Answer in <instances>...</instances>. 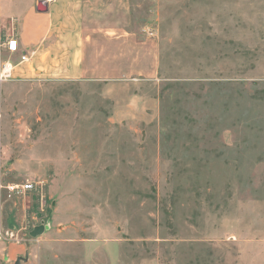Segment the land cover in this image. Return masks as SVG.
Returning a JSON list of instances; mask_svg holds the SVG:
<instances>
[{
	"label": "rangeland",
	"instance_id": "obj_1",
	"mask_svg": "<svg viewBox=\"0 0 264 264\" xmlns=\"http://www.w3.org/2000/svg\"><path fill=\"white\" fill-rule=\"evenodd\" d=\"M83 1L85 80L0 82V264H264V0Z\"/></svg>",
	"mask_w": 264,
	"mask_h": 264
},
{
	"label": "crops",
	"instance_id": "obj_2",
	"mask_svg": "<svg viewBox=\"0 0 264 264\" xmlns=\"http://www.w3.org/2000/svg\"><path fill=\"white\" fill-rule=\"evenodd\" d=\"M47 11L36 6L24 14L20 22L1 21L0 13V77L6 81H83L84 68V1L44 0ZM1 8V7H0ZM15 38L19 51L9 53L6 43ZM27 60L21 62V55ZM3 227V204L0 199V240ZM103 244V241L100 242ZM98 243V244H100ZM103 246V245H102ZM109 252V250H108ZM28 254L25 245L5 246V264H15ZM119 262V252L111 254ZM21 264H35L30 258Z\"/></svg>",
	"mask_w": 264,
	"mask_h": 264
},
{
	"label": "built area",
	"instance_id": "obj_3",
	"mask_svg": "<svg viewBox=\"0 0 264 264\" xmlns=\"http://www.w3.org/2000/svg\"><path fill=\"white\" fill-rule=\"evenodd\" d=\"M6 49L9 53H17L19 51V42L17 39L15 38H11L8 40V42L6 43ZM27 55H21V62H24L27 60ZM4 80V77H0V82ZM24 191H28L32 189V185L31 184H26L23 188Z\"/></svg>",
	"mask_w": 264,
	"mask_h": 264
},
{
	"label": "water",
	"instance_id": "obj_4",
	"mask_svg": "<svg viewBox=\"0 0 264 264\" xmlns=\"http://www.w3.org/2000/svg\"><path fill=\"white\" fill-rule=\"evenodd\" d=\"M36 10L37 12L39 13H44L46 12L48 9H47V5H46V2L45 1H39L37 3V6H36ZM43 228H38L36 229L33 233H32V236L33 237H36L37 235L41 234L43 232ZM28 258H29V254H27L25 257H20L17 262L15 264H21L22 261L24 262H27L28 261Z\"/></svg>",
	"mask_w": 264,
	"mask_h": 264
},
{
	"label": "trees",
	"instance_id": "obj_5",
	"mask_svg": "<svg viewBox=\"0 0 264 264\" xmlns=\"http://www.w3.org/2000/svg\"><path fill=\"white\" fill-rule=\"evenodd\" d=\"M258 93V92H257ZM262 94V93H261Z\"/></svg>",
	"mask_w": 264,
	"mask_h": 264
}]
</instances>
